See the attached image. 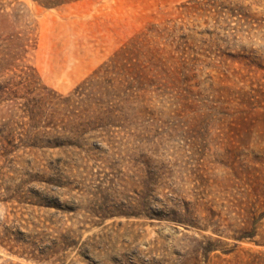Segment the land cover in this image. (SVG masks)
Listing matches in <instances>:
<instances>
[{
    "label": "rangeland",
    "instance_id": "rangeland-1",
    "mask_svg": "<svg viewBox=\"0 0 264 264\" xmlns=\"http://www.w3.org/2000/svg\"><path fill=\"white\" fill-rule=\"evenodd\" d=\"M0 264H264V0H0Z\"/></svg>",
    "mask_w": 264,
    "mask_h": 264
},
{
    "label": "trees",
    "instance_id": "trees-1",
    "mask_svg": "<svg viewBox=\"0 0 264 264\" xmlns=\"http://www.w3.org/2000/svg\"><path fill=\"white\" fill-rule=\"evenodd\" d=\"M255 237V235L253 233H248L247 235H245L246 239L252 240Z\"/></svg>",
    "mask_w": 264,
    "mask_h": 264
}]
</instances>
